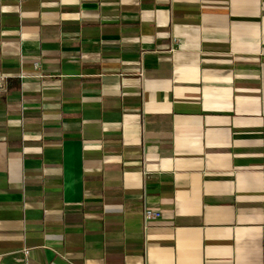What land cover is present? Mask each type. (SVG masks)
I'll return each instance as SVG.
<instances>
[{"label":"crops","instance_id":"crops-1","mask_svg":"<svg viewBox=\"0 0 264 264\" xmlns=\"http://www.w3.org/2000/svg\"><path fill=\"white\" fill-rule=\"evenodd\" d=\"M263 55L264 0H0V264H264Z\"/></svg>","mask_w":264,"mask_h":264},{"label":"built area","instance_id":"built-area-1","mask_svg":"<svg viewBox=\"0 0 264 264\" xmlns=\"http://www.w3.org/2000/svg\"><path fill=\"white\" fill-rule=\"evenodd\" d=\"M262 59H264V55H263ZM34 67L36 69L39 67V62L38 61L34 62ZM160 217H161V212L160 211L155 210V209L149 207L148 205L144 206L143 218H144L145 226H147L150 222L159 219ZM28 252H29V250L25 249V253L27 254Z\"/></svg>","mask_w":264,"mask_h":264}]
</instances>
